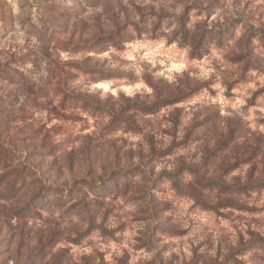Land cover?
Wrapping results in <instances>:
<instances>
[{"label": "rangeland", "instance_id": "rangeland-1", "mask_svg": "<svg viewBox=\"0 0 264 264\" xmlns=\"http://www.w3.org/2000/svg\"><path fill=\"white\" fill-rule=\"evenodd\" d=\"M2 152L0 264H264V4L0 0Z\"/></svg>", "mask_w": 264, "mask_h": 264}, {"label": "trees", "instance_id": "trees-1", "mask_svg": "<svg viewBox=\"0 0 264 264\" xmlns=\"http://www.w3.org/2000/svg\"><path fill=\"white\" fill-rule=\"evenodd\" d=\"M178 34H179V38H180V40L182 41L183 39H184V34L181 32V31H178ZM9 148V152L7 151L6 153H7V155H9V158H8V160H11V162L13 161V162H18V158L20 157L19 156V151H18V149H17V147H7V149ZM0 156L1 157H4V152H2L1 154H0ZM19 173H24L25 172V170L23 169V168H20V171H18ZM17 172V173H18ZM174 181L173 182H177V179H176V177H174V179H173ZM198 182L199 183H202V185H206L207 184V182H209V181H207L206 179H204L203 177H202V173H200L199 174V178H198ZM262 186H264V185H259V189H261L262 188ZM175 188H176V190L178 191V192H182L181 191V189L179 188V187H177V185L175 186ZM236 188H241L240 190H246V189H244V187L243 186H236Z\"/></svg>", "mask_w": 264, "mask_h": 264}, {"label": "clouds", "instance_id": "clouds-1", "mask_svg": "<svg viewBox=\"0 0 264 264\" xmlns=\"http://www.w3.org/2000/svg\"><path fill=\"white\" fill-rule=\"evenodd\" d=\"M259 2L261 3V4H264V0H259ZM81 79H84L83 77L81 78ZM80 81H77V83H79ZM153 99H154V97H153Z\"/></svg>", "mask_w": 264, "mask_h": 264}]
</instances>
